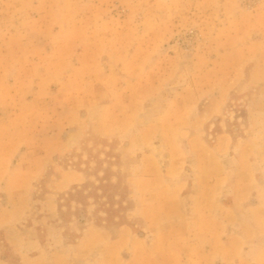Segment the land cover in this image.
<instances>
[{"label": "rangeland", "instance_id": "rangeland-1", "mask_svg": "<svg viewBox=\"0 0 264 264\" xmlns=\"http://www.w3.org/2000/svg\"><path fill=\"white\" fill-rule=\"evenodd\" d=\"M0 264H264V0H0Z\"/></svg>", "mask_w": 264, "mask_h": 264}]
</instances>
